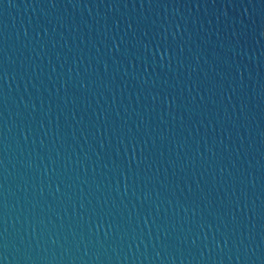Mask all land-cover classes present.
<instances>
[{"label": "water", "instance_id": "water-1", "mask_svg": "<svg viewBox=\"0 0 264 264\" xmlns=\"http://www.w3.org/2000/svg\"><path fill=\"white\" fill-rule=\"evenodd\" d=\"M0 264H264V0H0Z\"/></svg>", "mask_w": 264, "mask_h": 264}]
</instances>
